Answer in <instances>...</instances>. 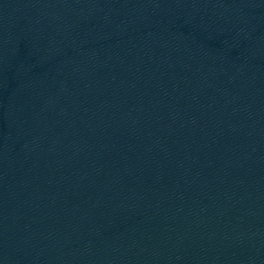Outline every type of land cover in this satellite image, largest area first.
I'll return each instance as SVG.
<instances>
[{
  "label": "water",
  "instance_id": "obj_1",
  "mask_svg": "<svg viewBox=\"0 0 264 264\" xmlns=\"http://www.w3.org/2000/svg\"><path fill=\"white\" fill-rule=\"evenodd\" d=\"M0 264H264V0H0Z\"/></svg>",
  "mask_w": 264,
  "mask_h": 264
}]
</instances>
